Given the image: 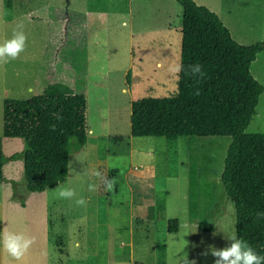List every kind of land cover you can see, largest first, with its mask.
Masks as SVG:
<instances>
[{
	"label": "rangeland",
	"instance_id": "rangeland-1",
	"mask_svg": "<svg viewBox=\"0 0 264 264\" xmlns=\"http://www.w3.org/2000/svg\"><path fill=\"white\" fill-rule=\"evenodd\" d=\"M179 12L175 0H0V43L18 25L27 36L19 58L0 63L1 154L23 146L1 135L3 98H28L60 83L87 99V139L71 150L64 181L31 192L21 160L3 159L0 233L23 232L34 242L20 260L0 249V264H156L161 244L165 264H180L184 253L213 264L215 257L202 253L230 243L233 204L219 180L230 136L194 138L191 172L188 137L129 134L132 100L175 91ZM262 106L246 132H264ZM95 172L114 180V189L106 191ZM59 186L74 188L86 205L56 198ZM169 218L177 232H167ZM197 222L213 229L199 231Z\"/></svg>",
	"mask_w": 264,
	"mask_h": 264
},
{
	"label": "trees",
	"instance_id": "trees-1",
	"mask_svg": "<svg viewBox=\"0 0 264 264\" xmlns=\"http://www.w3.org/2000/svg\"><path fill=\"white\" fill-rule=\"evenodd\" d=\"M180 7L179 61L185 68L199 63L202 78L180 73L179 90L166 96H143L130 102L129 134L174 140L188 137L191 172L196 168L194 138L228 135L219 180L234 210V233L258 254L264 255V132H246L256 113L264 87L252 76L250 63L264 49V40L252 44L235 41L213 11L194 0H175ZM128 73V72H127ZM199 80V82H197ZM200 95H193L195 89ZM59 115L62 119L57 120ZM55 125V130L52 126ZM19 138L22 149L3 159H20L23 183L31 192H41L65 180L71 150L87 139V99L60 83L46 85L28 98L2 100V132ZM163 205L159 218L164 217ZM199 231L213 225L197 222ZM167 232H177L175 218L167 219ZM163 244L158 246L156 264H165ZM134 264H137L136 262Z\"/></svg>",
	"mask_w": 264,
	"mask_h": 264
},
{
	"label": "clouds",
	"instance_id": "clouds-1",
	"mask_svg": "<svg viewBox=\"0 0 264 264\" xmlns=\"http://www.w3.org/2000/svg\"><path fill=\"white\" fill-rule=\"evenodd\" d=\"M26 41L27 36L23 30V25H18L13 30L11 37L6 38L3 43H0V63H8L10 60L19 58L20 54L26 49ZM171 71L177 77L176 95L180 94L179 80L181 72L192 77H197L198 74L199 78H202L204 75L202 66L199 63L189 64L185 68L183 62L179 61L171 68ZM193 95H200V89H195ZM56 119L60 120L62 117L57 115ZM52 129L55 130V125L52 126ZM93 174L101 177L106 191L114 189V180L101 176L99 172ZM88 190L95 192L97 185L94 183L90 184ZM55 194L58 199L74 200L77 206H84L87 203L83 197H77L76 190L72 187L59 186L56 188ZM256 216L257 219L264 218V213H257ZM227 239L230 241L227 246L216 248L209 245L202 255L207 256L211 254L215 257L213 264H264V255L258 254L246 241L237 238L235 235L227 237ZM33 242V238L25 235L23 232L6 230L0 233V249L16 260H20L25 255ZM180 264H196V262L195 260H189L187 254L184 253Z\"/></svg>",
	"mask_w": 264,
	"mask_h": 264
},
{
	"label": "crops",
	"instance_id": "crops-1",
	"mask_svg": "<svg viewBox=\"0 0 264 264\" xmlns=\"http://www.w3.org/2000/svg\"><path fill=\"white\" fill-rule=\"evenodd\" d=\"M194 1L197 4H203L209 10L216 13L219 19L228 28L231 37L238 43L252 44L264 40V0H220V5L218 6L216 4L212 5L211 1L210 3L204 0ZM250 72L264 87V49L258 52L250 63ZM27 90L31 91L32 87L28 86ZM122 90L125 89L122 88ZM260 102L263 103L260 114H262V110L264 114V96H262V93L258 97L256 105L257 112H259ZM257 115L255 117H257ZM254 116L252 118H254ZM89 132L92 133V130H89ZM130 151L129 154L131 153Z\"/></svg>",
	"mask_w": 264,
	"mask_h": 264
}]
</instances>
